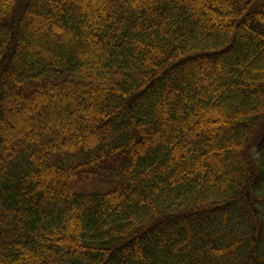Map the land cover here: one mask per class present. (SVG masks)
Returning <instances> with one entry per match:
<instances>
[{
    "label": "trees",
    "instance_id": "trees-1",
    "mask_svg": "<svg viewBox=\"0 0 264 264\" xmlns=\"http://www.w3.org/2000/svg\"><path fill=\"white\" fill-rule=\"evenodd\" d=\"M0 264H264V0H0Z\"/></svg>",
    "mask_w": 264,
    "mask_h": 264
}]
</instances>
